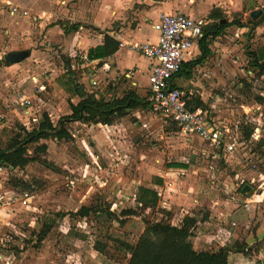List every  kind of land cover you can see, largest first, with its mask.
<instances>
[{"label":"rangeland","instance_id":"rangeland-1","mask_svg":"<svg viewBox=\"0 0 264 264\" xmlns=\"http://www.w3.org/2000/svg\"><path fill=\"white\" fill-rule=\"evenodd\" d=\"M141 1L136 0V8L147 7L149 0ZM208 1V8L229 10L222 14L237 24L229 26L217 42L226 59L220 64L209 62L214 71L210 80L215 78L218 89L210 92L205 107L220 120L243 123L246 133L251 127L245 112L258 116L259 104L264 113V77L250 65V52L264 48V20L255 27L250 15L256 9L264 13V0ZM202 2L207 0H193L191 7L198 12ZM0 12V146L10 142L23 125L32 128L37 124L19 103L24 94L33 93L34 75L46 80L45 108L54 123L70 112L71 102L81 99L70 89L72 80L85 89L87 77L97 75L101 96L106 98L133 88L122 75L115 79L116 74L100 70L102 64L98 70L90 65L67 71L70 59L62 53L65 46L61 42L37 40L30 44L23 37L7 38L8 20H12L2 0ZM28 47L37 53L22 61L12 62L6 55ZM261 118V138L254 155L259 168L251 169L253 173L248 170L253 158L227 161L210 144L196 136H183L174 124L148 108L132 110L113 124L72 122L71 139L49 137L31 143V159L25 166H0L1 252L7 251L9 260L15 257V264H127L130 251L125 243H136L146 221L180 223L184 215L204 217L210 212L211 201L203 197L204 187L211 189L213 199L223 197L238 209V200L249 193L243 191L245 184L251 185L256 195L264 191V176L262 179L259 174L264 167V114ZM42 144H46L45 151L40 149ZM240 172L244 176L236 178ZM140 186L159 187L156 208L144 209L137 204ZM84 206L90 208L85 216L77 213ZM221 206L227 207L225 203ZM260 207L257 216H263L264 221V201ZM108 208L115 213L109 214ZM127 209L135 213L122 215ZM195 225L192 238L199 234L198 226L200 231L209 228L200 222ZM251 228H256L254 222L248 228L243 226L245 231ZM245 238L242 232L237 244ZM259 249L263 258L259 262H264V246L255 252ZM9 260L0 257V264H9Z\"/></svg>","mask_w":264,"mask_h":264},{"label":"crops","instance_id":"crops-1","mask_svg":"<svg viewBox=\"0 0 264 264\" xmlns=\"http://www.w3.org/2000/svg\"><path fill=\"white\" fill-rule=\"evenodd\" d=\"M133 1L134 2H130V0H2L12 20H8L6 36L7 38L10 36L12 39L14 37H23V39L30 44L37 40L61 42L65 46V50H62V53H65L68 59H70V67L66 66L67 71H69V68L76 71L90 65L94 70H98V65L102 64L103 68H100V70L109 71L110 75L116 74L114 76L115 79L121 77L120 75L125 79H129L133 85L132 89L147 100L150 60L144 54L131 48L130 44L134 42H155L158 32L154 28V23L158 20L161 13H185L192 18L204 20V24L207 25L227 20L222 13L224 11L229 12V10H223L222 6L208 8V0L206 3L202 2V4H199L198 12L191 7L193 0H189V3H185L184 0H149L146 5L147 7L142 6L138 8L135 7V3H137L136 0ZM140 2L143 3L141 0ZM10 4L17 5L19 11L12 13ZM127 8L131 10L130 14H127ZM24 10L27 11L26 14L23 13ZM201 13H204V15L200 16ZM227 22H229V24L220 35L213 38L211 36L209 37L207 47L211 52L202 62L192 67L191 75L188 76L185 73V68L187 69V66H184V64L196 60L201 55L200 39L202 37L192 44L190 51L185 56L183 66L178 72L179 74H176L175 81L177 85L184 88L189 94L190 107L194 104L195 99L199 98L204 103V107L197 108L206 109L205 104L207 103L208 95L211 94L210 92L218 89L215 78L210 80L214 75V71L209 68V62L214 61L215 64H220L226 59L224 56H221V51L217 49V42L222 39V36L229 26L237 24V22L232 20H227ZM238 26L246 27L247 25L243 24ZM106 34L112 36L119 42L118 49L111 55L90 59L88 56L89 51L103 45ZM21 50L28 51L29 54L26 58L33 56L34 52H36V50L31 47ZM15 51L19 50L15 49L11 52ZM11 52H7L6 55L8 58ZM132 59L135 61H132ZM72 64H74V66ZM94 77L98 79L97 75L87 77L88 82L85 90L89 92L95 90V92H98L95 93L96 96H101L102 91L99 89L101 80L98 79L97 87L90 85V80ZM123 95L124 94L120 96L119 94L118 97H122ZM45 105L41 106L40 110L42 114L47 113L49 115ZM140 108L144 109L147 107ZM148 110L151 111L149 107ZM35 112L38 114L37 111ZM33 113L34 112H31L32 115ZM69 113H71V110ZM215 118L220 120V118ZM51 120L54 122L52 118ZM224 122L226 121L224 120ZM24 126H26V124ZM248 170L253 173L251 169ZM259 174L263 179L264 175L260 172ZM240 175L244 176V173L240 172L237 173V175L235 174L236 178ZM243 182L242 180V183ZM262 184H264V181H262ZM155 187L159 191V187ZM203 191V197H205L207 201H211L209 202V208L207 207L210 209V212H206L204 217H199L200 215L195 214H189L188 216L194 217L197 223L200 222L205 225V229L209 227V231L207 229L205 231H200L201 226L197 227L199 234L192 238L194 247L196 249L197 247H201L200 249L217 250L219 247L226 244L237 245L241 233L244 232L246 238L241 244L246 243L250 251L248 253L231 251L228 257L229 264H264L263 261L259 262V259H263L261 249L255 252V249L264 246L263 216H257V214H260L258 208H261L260 206L263 205L264 191L258 195H256L255 192L252 193L253 190L246 193L248 196H244L238 200V209H234L236 205L231 201H226L223 197L214 199L210 197L209 195L212 193L210 188L204 187ZM159 194L161 196L160 191ZM196 201L198 202V199H196ZM221 203H225L227 207H222ZM185 216L187 215L182 217L180 223L174 224L181 225ZM244 220H246L245 223ZM253 222L256 228H251V230L247 231L243 229L244 225L248 228V225ZM2 250L3 249H0V257L9 260L8 257L11 255H9L7 251L5 253L3 251L2 253ZM11 252L12 251H10V253ZM13 253L14 251L12 255ZM13 263L15 264V257L14 261L11 259L9 260V264Z\"/></svg>","mask_w":264,"mask_h":264},{"label":"trees","instance_id":"trees-1","mask_svg":"<svg viewBox=\"0 0 264 264\" xmlns=\"http://www.w3.org/2000/svg\"><path fill=\"white\" fill-rule=\"evenodd\" d=\"M263 20L264 13L259 19H251L250 21L256 27ZM228 24L229 22L225 20L203 25V36L200 39L202 53L196 60L184 64V66H187L185 73L188 76L191 75L192 67L202 62L210 54L211 51L207 47L209 37L213 38L220 35ZM118 45L119 42L115 38L106 34L104 44L91 49L88 56L90 59H97L111 55L118 49ZM250 53V65L259 77H264V48L260 52L257 50ZM70 84L72 85L71 91L81 98L77 103L71 102V113L61 117L57 123H54L49 115L44 113L42 119L34 127L29 128L23 125L22 131L13 136L10 142L5 146H0V166L11 168L25 166L31 159L28 152L29 145L41 139L49 137L58 140L71 139L73 137L72 122L113 124L116 120L128 115L132 110L149 107L146 98L140 96L133 89L122 97L112 96L106 98L96 96L93 92H86L84 87L74 80ZM197 107H204V103L199 98H196L191 106L192 109ZM246 131L244 133L248 137L251 129L246 128ZM40 149L45 151L46 144H42ZM262 173L264 174V167ZM136 202L144 209L156 208L160 202L159 191L156 188L140 186L136 195ZM108 211L109 214L111 212L115 213L109 208ZM89 212L90 208L84 206L77 213L85 216ZM134 213L135 211L132 209L121 212L122 215ZM195 223L196 219L192 216H185L181 225L164 219L146 221V226L136 243H125L130 251L127 264H229L228 257L231 251L244 253L250 251L246 243L239 245L226 244L217 250L196 249L192 241V227Z\"/></svg>","mask_w":264,"mask_h":264},{"label":"built area","instance_id":"built-area-1","mask_svg":"<svg viewBox=\"0 0 264 264\" xmlns=\"http://www.w3.org/2000/svg\"><path fill=\"white\" fill-rule=\"evenodd\" d=\"M10 10L15 13L19 11V7L10 4ZM23 13L26 14L27 11L24 10ZM204 23V20L192 18L185 13H161L154 23V28L158 32L156 41L130 44L131 48L150 60L147 95L149 108L157 116L174 124L183 136L200 137L228 161L231 158L239 160L245 158V161L253 158L254 161L255 148L260 141L263 127L261 118L264 114L263 107L257 106L258 116L252 114V111L245 112L246 123L251 127V132L246 137L243 123L238 120L224 122L213 117L207 109H192L189 106L188 92L175 81L176 74L182 68L192 44L203 36ZM33 82V93L24 94L19 101L27 113L34 112L33 120L37 123L43 117L40 107L46 103L48 90L44 78L34 75ZM90 85L97 87L98 79L91 78ZM91 91L98 93L95 90ZM250 163L252 167L249 169L259 168L255 161ZM22 198L23 195L18 200L21 201Z\"/></svg>","mask_w":264,"mask_h":264},{"label":"water","instance_id":"water-1","mask_svg":"<svg viewBox=\"0 0 264 264\" xmlns=\"http://www.w3.org/2000/svg\"><path fill=\"white\" fill-rule=\"evenodd\" d=\"M261 13H262L261 9H256V10H253L251 12V16L253 19H256V18H258V16ZM28 54L29 53L26 50H19V51L11 52L9 54V58L11 59L12 62H16V61H19V60L26 58L28 56ZM251 190H252V188L249 185H245L243 187V191H245V192H250Z\"/></svg>","mask_w":264,"mask_h":264}]
</instances>
